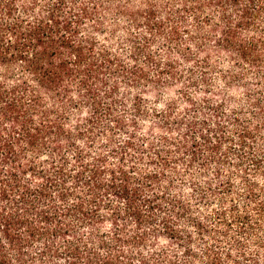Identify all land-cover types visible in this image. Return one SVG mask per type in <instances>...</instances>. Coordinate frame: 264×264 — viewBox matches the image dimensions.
Segmentation results:
<instances>
[{
	"label": "trees",
	"instance_id": "trees-1",
	"mask_svg": "<svg viewBox=\"0 0 264 264\" xmlns=\"http://www.w3.org/2000/svg\"><path fill=\"white\" fill-rule=\"evenodd\" d=\"M199 251L264 264V0H0V264Z\"/></svg>",
	"mask_w": 264,
	"mask_h": 264
},
{
	"label": "rangeland",
	"instance_id": "rangeland-1",
	"mask_svg": "<svg viewBox=\"0 0 264 264\" xmlns=\"http://www.w3.org/2000/svg\"><path fill=\"white\" fill-rule=\"evenodd\" d=\"M217 88L227 92L226 86H225V84L222 81H219L217 83ZM237 96H239V95H237ZM210 207L212 208L214 206H210ZM201 252L202 251H199L198 256L195 257V258L194 257H189V258H181V257H179V258L174 259V261L177 264H208L209 263V259L207 257H205L204 254L201 253ZM223 261H227V260H225V258H223ZM31 262H30V264H31Z\"/></svg>",
	"mask_w": 264,
	"mask_h": 264
}]
</instances>
